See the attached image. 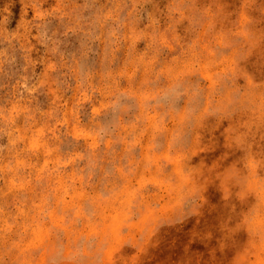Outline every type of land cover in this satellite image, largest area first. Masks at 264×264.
Segmentation results:
<instances>
[{
    "label": "rangeland",
    "instance_id": "374dc122",
    "mask_svg": "<svg viewBox=\"0 0 264 264\" xmlns=\"http://www.w3.org/2000/svg\"><path fill=\"white\" fill-rule=\"evenodd\" d=\"M0 264H264V0H0Z\"/></svg>",
    "mask_w": 264,
    "mask_h": 264
}]
</instances>
